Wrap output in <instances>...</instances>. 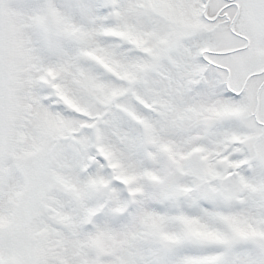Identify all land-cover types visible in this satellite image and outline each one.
<instances>
[{"label": "snow or ice", "instance_id": "snow-or-ice-1", "mask_svg": "<svg viewBox=\"0 0 264 264\" xmlns=\"http://www.w3.org/2000/svg\"><path fill=\"white\" fill-rule=\"evenodd\" d=\"M0 264H264V0H0Z\"/></svg>", "mask_w": 264, "mask_h": 264}]
</instances>
